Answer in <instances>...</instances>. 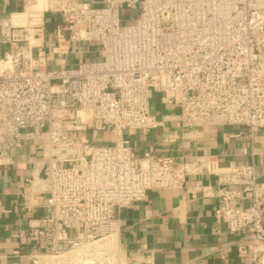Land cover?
I'll use <instances>...</instances> for the list:
<instances>
[{"label":"built area","instance_id":"2783aa9c","mask_svg":"<svg viewBox=\"0 0 264 264\" xmlns=\"http://www.w3.org/2000/svg\"><path fill=\"white\" fill-rule=\"evenodd\" d=\"M123 10L138 14L126 20ZM86 45L97 59H81ZM0 47V167L35 144L41 157L22 198L45 196L48 209L18 230L15 256L128 264L121 211L194 180L193 195L216 201L212 219L235 238V256L264 264V181L254 161H175L124 139L173 122L192 133L236 127L251 143L264 128V0H21L0 19ZM152 102L174 113L158 121ZM100 133L109 140L96 143ZM204 176L214 186L200 185Z\"/></svg>","mask_w":264,"mask_h":264},{"label":"crops","instance_id":"0c3cea01","mask_svg":"<svg viewBox=\"0 0 264 264\" xmlns=\"http://www.w3.org/2000/svg\"><path fill=\"white\" fill-rule=\"evenodd\" d=\"M20 9L21 0H0V19ZM82 50V60L98 58L96 47L86 45ZM3 51L0 47V56ZM152 107L158 121L174 113V109L157 102H152ZM161 125L147 135L127 133L124 139L137 153L149 152L175 161L215 156L221 167H227L244 166L252 160L258 180L264 181V128L254 132L250 143L236 127L213 126L192 133L177 123ZM40 157L35 144L25 143L14 166L0 167V264H30L14 255L21 249L15 235L26 226L27 219L48 216L45 196L34 194L26 201L22 198L31 192L27 181ZM198 181L202 186L215 183L207 176ZM195 184L188 180L185 189L152 191L144 202L121 211L119 240L128 264H144V256L152 258V264H245L235 256V238L212 219L216 201L204 199L199 193L193 195L190 189Z\"/></svg>","mask_w":264,"mask_h":264},{"label":"rangeland","instance_id":"374dc122","mask_svg":"<svg viewBox=\"0 0 264 264\" xmlns=\"http://www.w3.org/2000/svg\"><path fill=\"white\" fill-rule=\"evenodd\" d=\"M122 13H123L124 19H126V20L130 19L131 17L135 18L138 14V12H136V11L135 12L134 11L128 12L125 10H123ZM48 32L50 33V38H51V28H48ZM153 109H154V107H152V104H151V112L152 113H153ZM95 139H96V143H100V139L107 141L109 139V135L107 133H100V134L96 135Z\"/></svg>","mask_w":264,"mask_h":264}]
</instances>
